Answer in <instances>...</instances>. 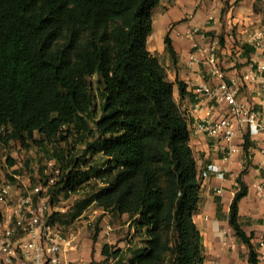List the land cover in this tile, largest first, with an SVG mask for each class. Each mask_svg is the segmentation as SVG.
Returning a JSON list of instances; mask_svg holds the SVG:
<instances>
[{"label":"trees","instance_id":"1","mask_svg":"<svg viewBox=\"0 0 264 264\" xmlns=\"http://www.w3.org/2000/svg\"><path fill=\"white\" fill-rule=\"evenodd\" d=\"M160 2L0 0V145L66 141L73 134L77 146L96 137L81 156H71L53 186L68 195L95 180L93 192L69 212L72 218L89 206L127 214L134 230L128 241L138 242L126 250L103 244L102 254L115 264H205L194 220L203 176L174 93L177 83L184 94L186 83L170 80L148 47ZM244 172L230 223L249 247L250 264H259L252 235L239 222V202L248 194ZM50 194L51 205L55 192ZM59 218L50 215L51 222ZM125 253L130 257L124 262Z\"/></svg>","mask_w":264,"mask_h":264},{"label":"crops","instance_id":"2","mask_svg":"<svg viewBox=\"0 0 264 264\" xmlns=\"http://www.w3.org/2000/svg\"><path fill=\"white\" fill-rule=\"evenodd\" d=\"M225 7L226 12L222 17ZM153 18V31L148 38L150 51L165 67L170 80L186 83L184 94H180L177 83L174 93L187 115L191 144L199 171L203 173L201 200L194 212V220L202 234L205 264H250L249 247L237 237L230 223V209L239 189L238 177L245 170L243 180L248 185V194L239 202V222L246 233L252 235L257 250V238L264 228V194L255 188L254 183L260 177L262 155L249 136V145L246 146L245 128L240 127L236 120H233L236 134L230 142L197 129L198 122L222 117L226 113V106L221 98L197 94L199 86L216 88L221 80L199 61L201 54H197L194 59L191 55L195 47H207L215 43L225 79L229 84L235 83L238 96L257 102L259 107L264 106V82L261 79L246 82L244 79L246 72L264 59V46H256L254 41L257 34L264 33V0H161L153 10ZM230 26H237L235 36L225 33ZM223 34L226 42L220 44L219 37ZM167 36L171 39L173 52L169 49ZM4 148L7 150V146ZM5 162L0 160V168L15 163ZM213 165L224 174L213 171ZM7 177L6 180L12 183L13 199L22 189L23 192L28 190L22 187L24 180L17 172ZM11 206L0 203V211L6 215ZM90 207L106 213L101 208L89 206L75 219ZM122 217H126L127 221V214ZM68 218L72 220L69 212L59 220L67 225L70 223L65 221ZM126 225L130 232L129 238H133L134 230H130L128 221ZM73 235V232L66 234L70 237ZM137 239L134 238L132 243L127 241L125 246L118 243L115 247L126 250L137 244ZM84 244L85 240L80 239L76 245L78 253L73 255L72 250L64 252L61 254L62 261L66 264L89 263L91 251ZM102 247L98 254L100 259H105ZM129 257L130 254L125 253L124 262ZM115 261L110 264H115ZM259 264H264V261H259Z\"/></svg>","mask_w":264,"mask_h":264},{"label":"built area","instance_id":"3","mask_svg":"<svg viewBox=\"0 0 264 264\" xmlns=\"http://www.w3.org/2000/svg\"><path fill=\"white\" fill-rule=\"evenodd\" d=\"M254 41L256 46H264V33L257 34ZM197 54L202 55L199 61L208 66L209 71L221 81L216 88L199 86L196 92L221 98L225 103L226 113L217 119L198 122L196 127L219 136L225 142H230L236 134L233 120L244 127L245 134L254 141L262 155L260 177L254 186L264 194V106L259 107L257 102L238 96L235 83L229 84L225 79L215 43L207 47H195L191 58H196ZM263 72L264 59L246 72L244 79L246 82L257 79L264 82ZM211 169L224 174L215 165ZM60 174L61 169L54 168L44 183H39L14 199L12 183L6 179L0 180V203L12 204L6 215L0 211V264H66L61 259V253L75 247V237L65 236L58 225L51 222L48 203L50 189ZM22 232L25 236L20 238ZM257 242V258L264 261V228Z\"/></svg>","mask_w":264,"mask_h":264},{"label":"rangeland","instance_id":"4","mask_svg":"<svg viewBox=\"0 0 264 264\" xmlns=\"http://www.w3.org/2000/svg\"><path fill=\"white\" fill-rule=\"evenodd\" d=\"M198 9V7H196ZM199 11V10H198ZM226 12V7L223 9L222 17H224ZM223 27L226 25L223 23ZM230 35L235 36L237 33V26H230L229 30H226ZM224 33V34H225ZM221 35L219 37V43L224 44L226 42V37ZM68 39L65 35L60 42L63 43ZM83 46V35L80 39V46L74 50L73 55L75 60L80 58V47ZM94 81L96 78L94 77ZM98 84L94 83L95 93H98L97 102L100 103V94L97 89ZM100 110L98 111V116ZM91 126L93 122L91 121ZM35 136L39 138V134L35 133ZM76 135H71L66 141H48V142H33L29 141L26 146L22 145L19 141H11L7 145V150L4 148L5 145H1L0 155L1 162L4 164L7 158L11 157L15 163L13 166L1 167L0 168V180L8 179L11 173L17 172L24 180L23 188H28V190L34 188L41 182H45L46 179L53 173L54 168H60L61 171L66 163L70 160L71 156L79 157L82 155V148H85L87 142H92L95 140V136H89L85 141L74 146V140ZM94 158H98L99 164L102 163L103 158H99L96 155ZM97 160V159H96ZM245 171V170H244ZM201 172V171H200ZM203 173L201 172V175ZM60 176L58 177V179ZM57 179V180H58ZM8 181V180H7ZM95 180H92L90 184H87L75 192H71L68 195L65 191L61 190L60 187L51 188L55 192V198L52 204H49V214L56 213L59 217L65 216L68 212L74 209L76 202L85 196H88L93 192ZM101 183V181H99ZM203 184V183H202ZM21 187V186H20ZM25 192L20 191L17 194H24ZM49 203V202H48ZM55 223L63 231L64 235L73 232L75 236V247L72 250V254L76 255L79 251L76 245L80 241L85 240L84 246H88L91 251V261L86 264H110L114 262V257L109 259H100L99 249L103 244L108 243L115 248L119 243L122 246L127 244L129 240V230L127 227L126 217L115 216L112 212L103 213L93 207L88 208L82 216L75 219V217L70 220V223L64 225L59 219H56ZM21 233L19 236L23 238L25 235ZM70 250V251H71ZM62 252L61 254H63Z\"/></svg>","mask_w":264,"mask_h":264}]
</instances>
